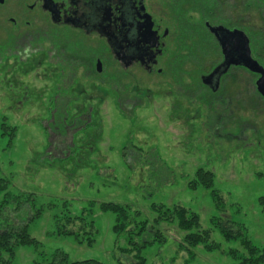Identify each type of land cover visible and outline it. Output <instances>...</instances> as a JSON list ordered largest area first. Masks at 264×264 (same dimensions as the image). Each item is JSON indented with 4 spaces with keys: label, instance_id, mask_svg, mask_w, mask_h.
<instances>
[{
    "label": "rangeland",
    "instance_id": "1",
    "mask_svg": "<svg viewBox=\"0 0 264 264\" xmlns=\"http://www.w3.org/2000/svg\"><path fill=\"white\" fill-rule=\"evenodd\" d=\"M24 1L0 0V178H7L10 193L22 195L27 204L17 213L6 208L0 219L19 225L30 209L42 215L29 228L39 245L20 247L15 264H38L43 254L56 251L73 261L133 263L138 254L133 248L151 239V233L135 239L134 247L125 236L117 239L115 217L100 211L102 203L130 206L140 221L151 225L157 217L153 206L185 207L199 214L202 229L220 247L214 252L192 248V258L183 248L186 233L176 222H163L159 230L165 243L139 250L147 264H240L248 257L242 238L264 249L259 203L264 197V98L256 91L258 77L238 67L221 91L206 90L201 76L210 74L222 54L199 25L204 13L183 18L180 55L172 49L165 57L172 61L170 70L163 66L162 75H148L136 69L133 79L119 81L108 60L98 78L74 75V67L84 64L79 58L101 54L97 40L46 25V34L57 45L77 48L70 56L50 48L37 27L23 31L31 38H19L22 31L10 20L24 11L30 20L36 17ZM197 2L210 10L211 25L244 32L252 57L264 67V0ZM65 56L73 57L68 78L54 65ZM118 85L126 90L123 99L115 95ZM199 169L214 175L212 189L190 188ZM89 209L97 230L92 247L58 235L67 216ZM224 229L243 236L228 241Z\"/></svg>",
    "mask_w": 264,
    "mask_h": 264
},
{
    "label": "flooded vegetation",
    "instance_id": "2",
    "mask_svg": "<svg viewBox=\"0 0 264 264\" xmlns=\"http://www.w3.org/2000/svg\"><path fill=\"white\" fill-rule=\"evenodd\" d=\"M1 3L3 2L1 1ZM22 4L27 12L36 13V17L34 20H30L24 11L20 13L18 19L10 20L12 25L19 27L22 31L23 34L20 33L19 38L24 40L31 38L29 32L24 33L23 31L37 27V30L41 31L38 34L44 32L49 39L50 48L54 49L56 53L62 50L70 56H73V50L77 48L71 46L70 49L66 44L57 45L46 34V25L59 31L71 32L78 38L99 42L103 49L101 54L92 60L79 58V62L84 60V64L79 63L77 67H74L76 71L74 75L80 73L81 77L90 75L92 78H98L102 76L103 71H106L104 69L107 66L106 60L114 65L113 74L118 75L114 79L119 81L121 78L131 79L132 71L136 69L148 75H162L164 73L163 66L170 70L169 65L172 61L166 62L165 58L169 52L175 49V55H180V49L184 42L183 18L188 13L200 11L204 13V15L199 14L202 16L199 25L213 37L222 54V61L214 67L210 74L201 76V80L203 77L211 75L225 61L220 41L222 43L230 42L231 48L236 47L234 38L228 33L220 32L217 37L211 32V28L224 27L211 25L208 22L210 10L202 9L197 0H193V2L189 0H25ZM169 16L171 18H168ZM192 23L196 28L198 27L194 24L195 22ZM171 27L172 29L175 27L176 31L171 33ZM168 41L171 42V46L168 45ZM227 55L229 56L230 53L227 52ZM65 57V61L55 62L54 65L61 68L59 74L61 77L68 78L71 74L73 75V57ZM235 68L231 67L226 74H223L222 70L219 71L210 83L204 84L205 88L207 87L213 94L221 91L225 78ZM177 79L178 76L175 80ZM128 84L130 85V83ZM116 88L115 95L120 94V98L123 99L121 93L126 90H120L119 85ZM119 102L116 107L121 110L122 105Z\"/></svg>",
    "mask_w": 264,
    "mask_h": 264
},
{
    "label": "trees",
    "instance_id": "3",
    "mask_svg": "<svg viewBox=\"0 0 264 264\" xmlns=\"http://www.w3.org/2000/svg\"><path fill=\"white\" fill-rule=\"evenodd\" d=\"M196 177L197 181L191 183L190 188L192 187L196 190L198 186H203L205 189H212L214 185V175L212 173L199 169L196 172ZM10 186V181L7 178H0V198H2L0 202V217L8 207H13L15 213L23 208L26 209V206H23L27 202L23 201V196L11 194L9 191ZM10 198L12 199L11 201L9 200ZM259 203L264 210V197L260 198ZM99 209L103 213L114 215L115 225L113 231L117 239L125 236L133 247L137 245L135 239H142L147 233H151V239L139 245L140 248H133L138 251V254L134 256V262L131 264H147L146 259L139 254V250L155 243H165L166 238L162 231L159 230V226L163 222H176L179 229L186 233L183 240V248L190 253L192 258L194 257L192 248L198 246H203L208 252L220 249L218 244L211 241V232L202 229L199 214L182 206H174L173 208H165L162 205L153 206L152 210L157 214V217L152 225L149 222L140 221V214L133 211L130 206L102 203L99 205ZM33 211L30 209L26 215L25 222L19 225L0 219V264H15L16 253L20 247L39 245L37 240L30 235L29 228L32 223L40 218L42 211L35 210V213ZM57 233L58 235L73 237L76 243L80 245L86 244L88 247H92L97 238L93 210L83 211L78 216H67L65 226L60 227ZM223 233L228 241L239 239L243 236L240 231L233 233L227 229H224ZM242 246L247 251L248 257H243L240 264H261L264 262V249L255 247L246 238H242ZM131 250L127 249L125 251L131 252ZM236 252L232 251L234 257H236ZM38 264L103 263L98 260L73 261L66 253L56 251L48 256L43 254Z\"/></svg>",
    "mask_w": 264,
    "mask_h": 264
},
{
    "label": "water",
    "instance_id": "4",
    "mask_svg": "<svg viewBox=\"0 0 264 264\" xmlns=\"http://www.w3.org/2000/svg\"><path fill=\"white\" fill-rule=\"evenodd\" d=\"M211 32L219 37L220 32L228 33L234 38L236 47L231 48V43H222L220 40V45L222 52L225 55V61L222 65L217 67L211 75L202 78L204 84H208L216 76L219 71H223V74L229 72L231 67H242L249 71L250 73L257 75L258 79L255 83L257 92L261 97L264 98V67L261 66L253 57L250 47L249 38L240 31H228L224 28H211ZM227 52L230 55H227Z\"/></svg>",
    "mask_w": 264,
    "mask_h": 264
}]
</instances>
